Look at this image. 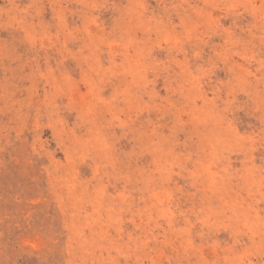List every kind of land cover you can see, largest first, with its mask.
<instances>
[{
	"label": "rangeland",
	"instance_id": "374dc122",
	"mask_svg": "<svg viewBox=\"0 0 264 264\" xmlns=\"http://www.w3.org/2000/svg\"><path fill=\"white\" fill-rule=\"evenodd\" d=\"M0 264H264V0H0Z\"/></svg>",
	"mask_w": 264,
	"mask_h": 264
}]
</instances>
